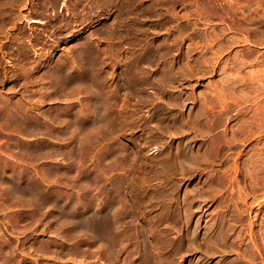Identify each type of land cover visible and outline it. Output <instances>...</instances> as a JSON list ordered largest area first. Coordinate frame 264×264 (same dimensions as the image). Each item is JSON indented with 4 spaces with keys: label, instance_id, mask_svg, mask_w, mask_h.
Wrapping results in <instances>:
<instances>
[{
    "label": "rangeland",
    "instance_id": "374dc122",
    "mask_svg": "<svg viewBox=\"0 0 264 264\" xmlns=\"http://www.w3.org/2000/svg\"><path fill=\"white\" fill-rule=\"evenodd\" d=\"M0 264H264V0H0Z\"/></svg>",
    "mask_w": 264,
    "mask_h": 264
},
{
    "label": "bare ground",
    "instance_id": "6f19581e",
    "mask_svg": "<svg viewBox=\"0 0 264 264\" xmlns=\"http://www.w3.org/2000/svg\"><path fill=\"white\" fill-rule=\"evenodd\" d=\"M82 44V43H81ZM85 50V49H84ZM90 59H91V57H90ZM91 61H92V59H91ZM100 61V60H99ZM52 64V63H51ZM56 64V63H55ZM62 64V63H61ZM90 65V64H89ZM89 65H87V66H89ZM90 67H91V65H90ZM22 69V68H21ZM26 71V70H25ZM80 71V70H79ZM43 73V72H42ZM94 75V74H93ZM45 76V75H44ZM61 76H63V75H61L60 74V77L59 78H56V79H58V81H60L59 79L61 78ZM88 75H86V77H87ZM33 77V76H32ZM48 77V76H47ZM95 77V76H94ZM93 76H92V74H90L87 78H86V85H85V92H86V94H84V95H86L87 97H88V104H89V106L91 105V107L90 108H92V106L93 107H96V105L98 106V98L99 97H97L98 95V92L100 91V88H101V86H100V84L98 83V80H97V78L95 77L94 78ZM63 79H61V80H64V77H62ZM53 80V79H52ZM51 80V81H52ZM72 80V79H71ZM58 83V82H57ZM60 83V82H59ZM107 83V82H106ZM65 85V84H64ZM59 90V89H58ZM63 91V90H62ZM74 91V90H73ZM67 92V91H66ZM70 92H71V90H70ZM63 93V92H62ZM78 93V92H77ZM73 95V94H72ZM102 95V94H101ZM68 96H70V95H68ZM65 97V96H64ZM67 97V96H66ZM102 97V96H101ZM100 97V98H101ZM59 99V98H58ZM61 99V98H60ZM72 99V98H71ZM105 101V100H104ZM2 102V101H1ZM100 102V101H99ZM100 104V103H99ZM7 105V104H6ZM73 105V104H72ZM88 107V106H87ZM24 108V107H23ZM81 108V107H80ZM90 110V109H89ZM92 110H94V108H92ZM84 111V110H83ZM91 111V110H90ZM6 112V111H5ZM41 112V111H40ZM47 112V111H46ZM91 113H92V111H91ZM94 113V112H93ZM92 113V114H93ZM14 114V113H13ZM44 114V113H43ZM66 114V113H65ZM90 114V113H89ZM26 115V114H25ZM33 115V114H32ZM73 116V115H72ZM8 117V116H7ZM45 117V116H44ZM56 117V116H55ZM58 117V116H57ZM60 117V116H59ZM76 117V116H75ZM81 117V116H80ZM5 120V119H4ZM28 120V119H27ZM33 121V120H32ZM12 122V121H11ZM35 122V121H34ZM58 122V121H57ZM67 122V121H66ZM71 122H72V120H71ZM74 122V121H73ZM6 123V122H5ZM33 123V122H32ZM31 122H27V127L28 128H32V126L34 125V124H32ZM68 123V122H67ZM17 124V123H16ZM66 125V124H65ZM73 125V127H75V128H77L76 130H80V128H82L83 130L84 129H86V127L85 126H83V127H85V128H83L80 124L78 125V123H77V125L75 124V123H73L72 124ZM83 125V124H82ZM87 126H89V124L87 123L86 124ZM13 126V125H12ZM68 126H71V123L68 125ZM14 127H16V126H14ZM11 128V127H10ZM34 128V127H33ZM40 129V128H39ZM22 130V129H21ZM75 130V131H76ZM82 130V131H83ZM16 132V131H15ZM34 133V132H33ZM108 134V133H107ZM63 136V135H62ZM76 139V138H75ZM9 140V139H8ZM41 142H43V141H41ZM44 145V144H43ZM59 145V144H58ZM37 148V147H36ZM85 150V149H84ZM62 153V152H61ZM38 154V153H37ZM58 154V153H57ZM65 154V153H64ZM87 154V153H86ZM22 157V156H21ZM168 158V157H167ZM33 161V160H32ZM49 164V163H48ZM79 165H80V163H79ZM80 168V167H79ZM44 170V169H43ZM44 174V173H43ZM65 176V175H64ZM90 176V175H89ZM75 177V176H74ZM47 178V177H46ZM52 178V177H51ZM54 179V178H53ZM49 180V179H48ZM33 182V181H32ZM66 182V181H65ZM42 191V190H41ZM60 193V192H59ZM55 202V201H54ZM58 206V205H57ZM56 206V207H57ZM92 217V216H91Z\"/></svg>",
    "mask_w": 264,
    "mask_h": 264
}]
</instances>
